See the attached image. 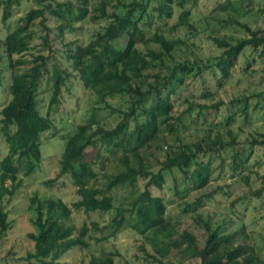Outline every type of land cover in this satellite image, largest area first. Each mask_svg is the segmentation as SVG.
<instances>
[{"label":"trees","instance_id":"obj_1","mask_svg":"<svg viewBox=\"0 0 264 264\" xmlns=\"http://www.w3.org/2000/svg\"><path fill=\"white\" fill-rule=\"evenodd\" d=\"M20 1L0 0L2 21L8 17L9 8L18 5ZM69 1L51 7L49 0H33L38 7L26 12L23 17L24 25L17 27L0 41L7 66L12 71L9 100L0 110V134L7 149L6 155L0 160V203L4 198L14 196L20 185L19 173L23 177H29L37 169L41 161L40 135L52 127L49 115L53 107L58 105L61 86L68 77L66 71L55 64L51 65L48 72V59L42 55L36 56L32 63L25 61L23 57L11 61V57L20 55L26 49V38L21 36L22 31L37 19L41 18L42 24L45 13L63 20L65 14H73V10L77 9L78 13L71 16L72 20L77 21L85 17L88 0H76L81 4L76 6L77 8ZM185 4L186 0L121 3L118 13L103 17L102 30L93 35L85 45L70 44L71 47L65 54L66 61L69 62L71 71L76 73L82 89L88 96L93 97V100L86 109L81 124L63 143L55 177L43 184L50 186L57 179L67 176L75 189L76 201L67 206L60 199L53 197L38 199L33 196L29 200L28 210L31 213L30 225L33 232L26 235L32 243V253H26L23 259L27 264H31V259L39 264H56V261L71 249L87 248L88 228L85 224L77 228L71 223L72 210H81L85 214H109V221L102 227L108 237H113L121 230H129L148 241L154 252L161 256H165L170 249H175L184 259H198V264H264V258L260 255L261 249H264V236L261 237L263 247L259 248L243 224L229 232L221 224L211 226L209 222L203 221L205 237L199 246L187 229H176L175 224L168 222L164 217L162 198L152 194L153 189L161 188L163 176L171 170L180 172L190 184L191 189L177 191L175 188V196L179 199L189 191L205 187L213 169L203 164L200 159L206 154L213 155L223 167V161L228 159L222 158L223 152L232 151V145L237 141L229 128L233 124L229 117L223 122V134L227 138L225 141H220L222 134L216 129L213 130V136H210L209 132L206 141L193 146L171 147L167 141L161 140L157 147L151 150L150 146L157 142L163 131L176 139L178 125H175V122L182 126L180 120L174 118V121L171 114L169 95L175 93V89L172 90V72L162 74L168 72V68L164 67L165 57L180 42L168 41L157 32L146 37V28L154 19L165 21L172 17L174 8L180 10L176 26L189 28L187 21L190 15L185 9ZM223 9L225 10V6ZM233 10L235 14L242 16L241 11L236 8ZM100 12L104 14L102 8ZM223 22L226 27L242 29L247 36L236 40L231 37L212 39L215 48L220 51L218 56L206 59L202 67L184 61L173 69L186 77L201 76L203 72L213 73L218 76L217 88H221L230 79V71L243 50H258V57L264 55V35L257 37L256 31L231 18ZM63 23L65 25L59 27L60 34L65 29L70 30L68 22ZM119 39H125L122 48L113 45ZM137 43H154L158 46L160 52H149L154 62L150 60L144 66L131 70L127 82L118 77H110L107 72L123 65ZM247 66L248 64L245 68ZM46 76L51 83V93L45 115H40L36 98L40 82ZM112 97L125 98L124 107L118 108L120 118L114 126L108 119L109 114L116 113L107 101ZM220 102L216 101L210 108L216 110L222 105ZM241 111L245 122L246 104ZM246 145L248 147L240 153L231 155L228 164V168L240 172L241 176L237 177L236 182L244 186L248 185L249 176L243 172L252 175V169L249 167L250 157L253 156L252 147H260L264 156V134H260L257 139L252 138ZM163 146L167 149L161 152ZM88 147L97 149L96 158L104 154V160L110 162L111 166L104 168L106 162L101 166L102 169L97 170L94 169V163L84 161ZM256 166L254 164V168ZM253 173L258 188L254 191L248 189L249 196L245 199L244 206L250 204L252 198L260 202L263 199L264 175L257 170ZM114 190H122L126 194L117 201L116 206L113 205L111 196ZM216 191L218 189L214 187L205 198L210 199L211 193ZM244 194L238 196L240 200L244 199ZM195 204H185V207L193 210ZM90 226L96 228L94 223ZM9 229L7 213L0 205V241ZM175 234L177 240L172 239ZM104 255L101 258L91 256L88 264H113L112 256L109 253Z\"/></svg>","mask_w":264,"mask_h":264},{"label":"rangeland","instance_id":"obj_2","mask_svg":"<svg viewBox=\"0 0 264 264\" xmlns=\"http://www.w3.org/2000/svg\"><path fill=\"white\" fill-rule=\"evenodd\" d=\"M49 1L51 7H54L58 3H65L69 0ZM131 1L146 0H88L87 13L81 20H72L71 16L78 13L77 9L73 10V14H65L63 20L53 18L45 13L42 24L40 23L41 18L37 19L21 33V36L26 38V49L20 55H13L11 61L23 57L25 61L32 63L36 56L42 55L48 59V72L51 65L55 64L66 71L68 77L61 86L59 103L53 107L49 115L52 127L40 135L41 161L37 169L29 177H23L19 173L20 185L14 196L4 198L0 203L3 210L6 211L7 220L10 223V229L0 241V264H27L23 259L26 253H32V243L26 238V235L33 232L30 225L31 213L28 210L29 200L33 196L38 199L43 197L60 199L67 206L76 201L75 189L67 176L57 179L50 186L43 184L55 177L63 143L74 134L76 127L81 124L86 109L93 100V97L88 96V93L82 89L76 78V73L71 71L65 54L71 47V43L85 45L93 35L102 30L103 17L110 13H118L119 4H127ZM69 2L74 8L81 6L76 0ZM36 7L38 6L33 0H21L18 5L9 8L8 17L2 21V7L0 6V41L17 27L21 28L24 25L23 17L26 12ZM100 8L103 9V15ZM234 8L241 11L242 16L235 14ZM185 9L189 11L190 15L187 21L190 25L189 28L176 26L180 11L177 8L173 9L172 17L169 19L165 21L151 20L152 23L146 28L148 33L146 37L157 32L168 41L180 42L165 57L164 67L168 68V72H162V74L172 72L171 83L175 93L169 95L172 105L171 114L173 120L174 118L180 120L182 126L175 122V125H178L176 139L163 131L157 142L150 146L151 150L156 148L161 140L167 141L171 147L193 146L206 141L209 132H211L210 136H213V130L216 129L218 133L222 134L219 137L220 141H225L227 138L223 134V122L229 117L233 122L229 128L235 134L237 141L232 145V151L223 152L222 158H228L225 162L223 161V167L221 164L219 165V161L213 155L206 154L203 159H200L203 164H207L211 170L213 169L207 178L205 187L189 191L187 195L179 199L175 196V188L177 191L184 188L191 189L190 184L180 172L171 170L163 176L161 188L153 189L152 194L162 198L165 207L164 217L168 222L175 224L176 229H187L195 237L199 246L202 245L205 237L203 221H207L212 224L211 226L221 224L229 232L243 224L246 227V232L255 239L254 242L258 247L262 248L264 195L261 202L252 198L250 204L243 205L249 196L248 189L254 191L258 188L253 171L257 170L258 173L264 175L262 150L258 146L252 147L253 156L250 157L249 162L252 175L246 171L243 172L244 175L249 176L247 186L236 182L237 177L241 174L238 170L228 168V164L232 154L240 153L246 146L248 147L246 143L252 138L257 139L260 134H264V55L258 57V50L255 52L249 49L243 50L230 71L232 73L230 79L221 88H217L218 76L213 73L203 72L201 76L186 77L185 74L173 68L184 61L202 67L206 59L218 56L220 51L215 48L212 39L221 40L231 37L236 40L247 36L240 28L226 27L227 25L223 21L227 18L246 24L250 30L256 31L257 37L264 35V0H186ZM63 21L68 22L70 30L65 29L60 34L59 27L65 25ZM124 40L115 41L114 47L122 48ZM132 50L130 57L123 65L107 72L110 77H118L127 82L131 70L142 67L146 62L152 60L149 56L150 51L160 52L154 43L147 45L137 43ZM246 64H248L247 68H245ZM27 66L25 65V67ZM11 76L12 71L8 68L7 60L0 48V110L9 100L8 90ZM50 86L48 77H44L40 82L36 98L40 115H45L51 93ZM107 101L116 112L113 115H108L110 124L114 126L120 118L118 111L122 106L124 107L125 98L112 97ZM216 101H221L222 105L214 110L210 108V105H214ZM244 104H246L247 111L245 122L243 121L245 116L241 111ZM166 149L167 147L163 146L161 152ZM96 150L95 147H88L83 159L94 163V169L99 170L107 161L104 160L106 156L103 153L100 158H96ZM6 153V145L0 134V160ZM254 164L257 165L255 168ZM107 165L111 166V163L107 162L104 168H107ZM214 187L218 191L212 192L210 199H206L205 196ZM242 194H244V199L240 200L238 196ZM125 195L122 190L112 191L113 205L116 206L117 201L119 202ZM194 203L196 204L193 210L185 207V204L193 205ZM108 221L109 214L107 213L85 214L81 210H72L71 223L77 228L82 224L88 228V246L84 249H71L63 254L56 264H88L91 256L101 258L108 253L112 256L113 264H198V259H184L175 249H170L165 256H161L154 252L148 241L129 230H121L113 237H108L107 232L102 229ZM91 223L96 225L95 229L91 228ZM172 239L177 240V235H173ZM260 255L264 258V249H261ZM30 263L39 264L34 259H31Z\"/></svg>","mask_w":264,"mask_h":264}]
</instances>
